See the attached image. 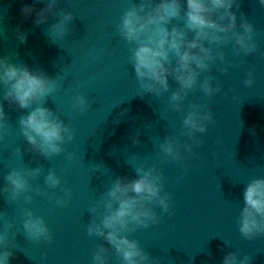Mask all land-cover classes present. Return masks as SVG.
<instances>
[{"label": "water", "instance_id": "obj_1", "mask_svg": "<svg viewBox=\"0 0 264 264\" xmlns=\"http://www.w3.org/2000/svg\"><path fill=\"white\" fill-rule=\"evenodd\" d=\"M133 2L60 0L57 11L70 12L73 18L70 31L59 38L49 30L59 17H49L39 26L33 18L23 22L21 0H0V55L57 80L59 90L45 99L44 106L75 133L63 153L41 157L29 150L19 128L20 116L31 109L4 103L8 119L0 140V187L12 169L41 170L30 179V202L13 201L8 193H0V228L8 226L9 264H92L93 252L101 244L109 249V264H120L106 241L88 235L89 209L116 178L134 176L141 164L156 165L162 175V194L170 196L167 212L153 206L157 223L129 235L154 264H222L217 251L226 243L240 242L233 239L239 231L242 190L250 179L264 176V7L258 0H243L239 11L233 9L238 23L243 12L254 25L256 52L236 55L232 44L222 46L225 62L218 61L199 77L202 81L213 76L220 92L207 97L198 83L184 101V110L175 112L169 97L178 85L172 79L168 93L137 94L139 83L129 62L131 46L117 28ZM17 26L27 33L24 43L16 37ZM218 66L227 71L220 72ZM249 72L252 86L244 84ZM77 94L87 100L83 112L72 107ZM193 103L204 105L213 116L208 131L197 133L199 144L179 135ZM118 113H125L119 123L115 122ZM136 133L139 142L133 144L131 137ZM170 137L179 140V161L160 152L159 144ZM186 143L192 145V152L183 148ZM70 153L74 154L71 162L66 159ZM218 167H223L219 174ZM49 170L60 177L56 188L44 182ZM65 190L70 198L57 205ZM26 208L43 217L51 240L33 241L27 236ZM260 256L263 261L252 264H264Z\"/></svg>", "mask_w": 264, "mask_h": 264}, {"label": "clouds", "instance_id": "obj_2", "mask_svg": "<svg viewBox=\"0 0 264 264\" xmlns=\"http://www.w3.org/2000/svg\"><path fill=\"white\" fill-rule=\"evenodd\" d=\"M59 3L60 0H21L23 22L33 18V23L39 26L47 23L49 17H59L49 30L54 36L63 38L70 31L68 24L73 17L70 12H58ZM242 3L243 0H134L124 11L117 28L119 36L131 46L129 62L139 83L137 94L160 96L168 93L172 79L178 87L171 92L169 104L173 111L182 112L184 101L198 83L199 90L207 97L220 92L219 86L213 83V76L202 81L199 77L210 72L218 61L225 62L221 47L232 44L235 54L244 56L257 50L253 38L255 27L243 12H240L238 23L237 11ZM258 3L264 7V0ZM234 8L237 11H233ZM15 34L21 43L26 42L27 33L22 26H17ZM218 70L223 73L227 68L218 66ZM248 75L244 84L252 86V73ZM58 90L57 80L44 71L15 64L7 56L0 55V140L8 119L4 108L7 102L17 109H31L19 119L21 134L30 145V151L44 158L63 153L65 143L72 142L75 137L74 130L44 106L45 99ZM72 107L85 111L86 98L77 94ZM124 115L118 113L115 122L119 123ZM212 121L210 110L193 103L184 115L179 135L199 144L197 133H206ZM131 139L133 144L138 143L139 133ZM183 148L192 152L191 144L186 143ZM159 149L166 158L182 159L176 137L166 138ZM66 159L71 162L74 154H68ZM40 171L39 168L12 169L3 176L6 184L0 187V193H8L13 201L23 198L26 203L30 202L31 196L27 195L30 179L39 176ZM44 182L56 188L61 180L55 170H49ZM162 190V175L154 164H141L135 168L134 176L116 178L89 209L88 235L106 241L120 258V264H154L153 258L136 239H129V235L140 227L148 228L158 222L153 206L168 211L170 196L162 194ZM70 195V191L65 190L64 199L56 200V204L63 205ZM23 215V228L31 240H51L43 217L28 208ZM237 225L246 239L264 235V176L254 177L244 186ZM9 243L8 226H4L0 228V264H9ZM250 262V256L241 257L237 251L226 252L222 259V264ZM92 264H109V249L103 244L94 250Z\"/></svg>", "mask_w": 264, "mask_h": 264}]
</instances>
